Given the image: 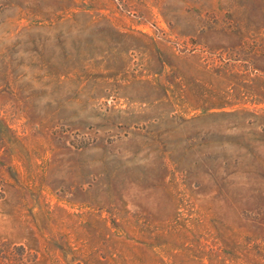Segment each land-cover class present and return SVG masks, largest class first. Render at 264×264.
Segmentation results:
<instances>
[{
	"label": "rangeland",
	"instance_id": "rangeland-1",
	"mask_svg": "<svg viewBox=\"0 0 264 264\" xmlns=\"http://www.w3.org/2000/svg\"><path fill=\"white\" fill-rule=\"evenodd\" d=\"M0 264H264V0H0Z\"/></svg>",
	"mask_w": 264,
	"mask_h": 264
}]
</instances>
